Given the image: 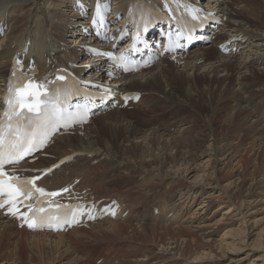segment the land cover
Masks as SVG:
<instances>
[{"label": "bare ground", "instance_id": "6f19581e", "mask_svg": "<svg viewBox=\"0 0 264 264\" xmlns=\"http://www.w3.org/2000/svg\"><path fill=\"white\" fill-rule=\"evenodd\" d=\"M77 1L84 6L80 7ZM92 1L0 0V28L8 26L5 35L0 36V112L3 109L1 93L13 58L21 59L25 68L36 65L40 78L55 77L58 73L69 76L73 98L96 107L94 115L88 124L60 131L48 148L12 169L18 176L44 173L38 182L39 187L48 192L66 188L71 199L91 201L102 207L116 198L114 207L117 215L54 233L20 227L19 222L0 212V257L13 246L9 256L16 264H48L47 261L53 264L56 260L59 262L56 264H62L59 260L69 252L74 242H81L79 236H86L82 228L89 226L93 236L106 235L114 239L110 249L106 248L111 253L104 254V264L122 256L116 251L118 246L125 249L123 254L129 255V259L133 258L130 264H264V168L256 183L246 187L249 164L238 151L246 150V147L254 152L264 150V82L251 80L259 76L257 74L264 76V0H175L177 5L186 8L185 14L189 16H183V20L196 40L190 47L191 53L184 57L188 48L186 41H182V46L173 56L159 54V61L169 63L167 68H160L163 63L156 62L151 69L146 68V74L144 70H133L128 75L110 60L100 61L103 58L100 55L94 59L95 62L88 56L97 48L95 35L90 32V12L84 9L92 6ZM108 1L112 8L110 18L113 19L108 36L112 35L115 40L128 24L133 2L155 7L157 15L164 14V7L168 5L165 0ZM58 6L63 8L61 12L68 13L61 14L55 8ZM144 12L148 16L153 15L150 10L144 9ZM120 14L122 20L116 22L115 17ZM155 20L154 27L162 25L157 21L160 20L158 16ZM215 27L220 32H215L217 35L211 39L210 31ZM147 40L153 45L154 35L150 34ZM67 41L80 43L81 49H72L71 45H66ZM126 41L121 49L128 45L130 39ZM114 42L106 43V46L111 48ZM206 44L202 47L204 51L197 47ZM225 49L229 51V61L224 60L226 56L222 59L224 54L221 52ZM154 52L159 53V49L155 48ZM238 56H243V60L239 61ZM79 61H82L81 66L77 65ZM208 65V73L214 76L233 70L243 76L240 82L234 83L235 86L224 89L228 90L229 103H217L210 116L203 115L205 120L209 119L205 128L196 127L194 121L192 124L178 120L171 125L147 126L139 131L120 115L140 105V110L152 108V101L146 99L145 93L127 87L151 86L154 90L164 77H168L169 88L166 91L170 95L175 94L173 86L177 83L188 86L185 94L191 99L200 97L205 91L222 92L214 87L218 77L210 79L208 73L202 72L198 75V71ZM92 68L96 69L93 76ZM152 68L155 71L151 72ZM248 71L253 77L246 76ZM191 74L195 75L197 84L206 82L202 92L196 93L198 89ZM103 78L106 83L102 82ZM129 92L140 94L127 102L126 94ZM225 107L230 110V119L224 123V131L220 133L214 120L217 110ZM239 115H242L240 119ZM100 119L104 120L103 123L94 127ZM102 127L114 135L124 131L126 136L123 139L129 147L124 145V149H115L108 146L101 150L103 148L97 146V141ZM153 140L159 143L161 152L168 150L169 155L153 154L151 148L156 143ZM137 142L144 143L145 148L140 149L141 152L135 149ZM171 151L176 152L172 154ZM131 157L135 158L134 162L128 160ZM103 164L118 170L125 176L124 182L132 181L134 187L139 188L138 192L127 194L134 200L132 204H126L120 193L111 197L107 190L109 187L96 176V167ZM156 199L159 200L156 202ZM153 201L154 206L150 205ZM138 207L144 211L139 212ZM119 220H124V223H118ZM183 220L186 223L178 227L168 224L175 225ZM135 221L139 227L134 226ZM159 222L166 223L158 228ZM97 226L99 229L95 231L93 228ZM259 226L263 227L255 232ZM73 234H78L79 239L68 240ZM158 243L160 249L153 251V245Z\"/></svg>", "mask_w": 264, "mask_h": 264}, {"label": "rangeland", "instance_id": "374dc122", "mask_svg": "<svg viewBox=\"0 0 264 264\" xmlns=\"http://www.w3.org/2000/svg\"><path fill=\"white\" fill-rule=\"evenodd\" d=\"M55 8L61 14L68 13L66 11H62L61 12L60 10H63V8L61 9L59 6L58 7H55ZM7 29H8V26L0 33V36L1 37H3L5 35ZM215 32L216 33L220 32L219 29H218V27H215L214 29H212L210 31V38L211 39L214 38V36L217 35ZM85 34L87 35V37H90L89 34H87V33H85ZM67 42L68 43H66V45L67 46L68 45H71V48L72 49L73 48H77L78 50L81 49L80 43H78V44H75L74 43L73 44L72 42H69V41H67ZM205 46H207V44L206 45H203V46L199 45L197 47H199L200 50H203L204 51V49L202 47H205ZM214 48H216L215 45H214ZM192 49H194V47H192ZM191 51L192 50L190 48L188 50H186L185 53L183 54L184 57H187L191 53ZM215 51L218 52L217 49ZM223 52H221L222 54H224V56L222 55V59H224L225 56H226V59H224V60L229 61L230 60V58L228 57L229 56L228 55L229 51L227 49H225ZM88 56H89V58H90L91 61H94L95 62L94 59H96V57H98V54L90 53ZM170 56H173V55H170ZM170 56H168V57H170ZM228 58H229V60H228ZM238 59H239V61L243 60V56L242 57L241 56H238ZM104 60H106V59L105 58H102L100 61L103 62ZM158 62L161 63L162 61H159L158 60L157 63ZM162 63L164 65L163 64L160 65V68H162L163 66L165 68H167V65H169V63L168 62H165V60ZM205 63H208V62L206 61ZM88 64H90V63H88ZM88 64H85V65L89 66ZM77 65L81 66L82 65V61L77 62ZM181 65L182 64H180V66ZM148 67L150 68L151 66H148ZM205 67L204 68L202 67V69L199 68L201 71L198 69L199 70L198 71V75H201L202 73L203 74L208 73L207 69L209 68V65L208 66H205ZM146 68L139 69V70H137L135 72H139V71H143L144 70V73L146 74L147 73V72H145ZM203 69H205V70H203ZM91 71H92L91 75L93 76L95 74L96 69L95 68H92ZM153 71H155V70L152 68V71L151 72H153ZM248 72L245 73L246 76L253 77L252 74L250 72L249 73ZM130 73H131V71L126 72V75H128ZM219 73L220 74H218V76H214L212 73H208V77L210 79H214L215 77H218L219 81H218V83H215L214 87L216 89L219 88L220 90H222V92L219 91L217 93H208L207 91H205L206 93L201 94L202 97L200 96V97H195V98H192V99H191V96L185 94V92H186L185 89L188 87L185 84L182 85V84L177 83L176 86H173V89L176 91L175 94L170 95L169 93H167L166 90L169 88V86H167L168 85V82H169L168 77L167 78L164 77V79H161V83L159 85H157L154 90H153V88L151 86L149 88H146V87H143V86L140 87V86H137V85L129 86V87H127L128 89H135L136 88L141 93H145L144 95L146 96V99L152 101V103H151L152 104L151 105L152 108L150 110H148V111L147 110H140L141 109V105H140L138 108L137 107H134V108L132 107V108L128 109L127 111H125L126 114L124 113L123 114L124 116L122 114H120V115L122 117H125L124 119L126 120V123H128V125L132 124V126H134L139 131H141L142 129H146L147 126H148L147 128H149V127L155 128V127H162L164 125H171L172 123H176L175 121H178V120H181V121H184V122H192V124L195 123L196 127L205 128L206 127V124H207V122H208L209 119L206 118V120H205L204 116L205 117L208 116V115L210 116V114L212 113V111L215 109V105L217 103L218 104H225L227 102L229 103L230 99L228 98V90H224V89L226 87L235 86L236 83H238V82L241 81V78L243 76V74L242 75L236 74L234 72V70L231 71V72L230 71L229 72H226L225 71V72H219ZM122 75H125V74H122ZM122 75H120V77ZM191 75L193 77L194 86H196V89H198V90H196V93L202 92V90L205 88V83L206 82L205 83L199 82L197 84L195 82L196 81L195 80V75L194 74H191ZM257 75H259V76H256L255 78H251V80H254V81H260L261 80V81L264 82V76H261V74H257ZM235 76L236 77L238 76V77L236 78ZM120 77L118 79H120ZM165 78H166V80H165ZM231 78H233V79L231 80ZM226 79H227V81H226ZM102 82L106 83L104 78H103ZM170 82H171V79H170ZM103 86H105V85H103ZM222 86H224V87H222ZM182 87H183V89H182ZM179 88L181 89L180 91H179ZM146 89H149V90H146ZM163 89H165V90H163ZM181 92H182V94H181ZM238 96L239 97H242L240 95V93H238ZM204 97H205V99H204ZM207 97L209 99H207ZM188 98L190 99V101H188ZM202 99H203V101H201ZM197 102H198V104H197ZM205 103L207 105H205ZM209 104H210V106H208ZM187 109H189V110H187ZM202 109H204V110H202ZM174 111L176 112V114H175ZM229 115H230V110L227 107L223 108L222 110H217V117L215 118L214 123L216 124V126L219 129L220 133H223V131H224V128H223L224 125H225L224 123H227L226 121L228 119H230V116ZM185 116H187V117H185ZM195 116H197V117L194 118ZM223 117H224V121H223ZM225 117H227V119H225ZM241 117H242V115H239L238 116V119H240ZM103 121H104L103 119H100V120L96 121V123L94 124V127H98L101 123H103ZM193 121H194V123H193ZM196 122H197V124H196ZM198 124H200L201 126L198 125ZM154 125H155V127H154ZM100 135L101 136L98 138V141H97V143H98L97 146L98 147H102L103 149H101V150H105L104 148L105 147H108V146H111V147H114V148L115 147L116 148L118 147L120 149H124L126 147H129V146H126L125 145L126 143H125V141H124L125 139H123V137L126 136V133L124 131H122V130H120L118 133H116L114 135L110 130L105 129V127H102L101 134ZM100 141L102 142V144H101ZM153 141H154L153 143L156 142V140H153ZM111 143H113L116 146H114ZM140 145H142V146H140ZM247 145H250V144H247ZM144 148L145 147H144V143L143 142L142 143L137 142L135 144V149L136 150L138 149L137 151H139V152H141L140 149L142 150ZM159 149H160V146H159V143L157 144V142L155 144H153V147L151 148L152 153L153 154H156V156L157 155L159 156V153L161 152ZM55 150H57V149H55ZM238 151H239V153H242V155H244V157L246 158V160H247V162L249 164L248 165L247 174H246V181H245V186L247 185L246 187H248L250 185V183L251 184H255L256 181H257V179H258V177H260L259 174L262 173V170L264 168V165H263L264 164V154H263L264 153V150L261 152L263 155L260 153V151H261L260 149L254 152L253 150H250L248 147H246V150H238ZM171 152L173 154L176 151H174V152L171 151ZM171 152H170V154H171ZM254 153H256V154H254ZM160 154L161 155L162 154L163 155H169L168 150L162 151ZM252 154H254V155H252ZM128 160L131 161V162H134L135 158H132L131 157V158H128ZM257 164H258L259 168H257L258 167ZM255 168H256L257 171H255ZM260 168H262V169H260ZM236 175H240V173L239 172H236ZM96 176L105 182L106 187H109L107 190H109L111 192L110 193L111 197H116L117 193H120L121 196L124 198L123 200L125 201L126 204L129 205V204H132V202H134V200L130 199L127 196V194H129L131 192H134V193L135 192H138L139 191V188L134 187V185H133L134 182H132V181L124 182L122 179H124L125 176L122 175L118 170H116L114 168L111 169V166L110 165L109 166L106 165V164L99 165V166L96 167ZM119 181H120L121 185H118V186L117 185H113V183H118ZM106 182H107V184H106ZM239 182H241V181H239ZM111 186H112V188H111ZM123 187H125V188L122 189ZM126 189H128V191H125ZM120 190H121V192H120ZM104 194H107V193L104 192ZM115 199H113L111 202L116 201ZM158 200L159 199H156L155 201L157 202ZM155 201L151 202L150 205L153 204V206H154L155 205ZM138 210H139V212H143L144 211V208L140 209L138 207ZM157 211L158 210H156V212ZM163 215L165 216V211H164ZM171 216H170V218H171ZM168 219H169V217H168ZM164 220H166V219H164ZM123 221L124 220H119L118 223H120V224L121 223H124ZM141 223H143V222H141ZM164 223H166V222H159V225L160 224L163 225ZM179 223L174 225L171 222H168V224L170 226L172 225V226H175V227H178L182 223L185 224L186 222H185V220H183L182 222H179ZM139 225L137 224V221L134 222V226L135 227L136 226L139 227ZM161 225L158 226V228L162 227ZM88 227L89 226H87L85 228H82V231L85 232L86 236H79L78 234H73V235H71V236L68 237V240H78L79 237H80L81 242H78V243H75L74 242L71 245L72 248H73V250H72V248H70L69 252L66 253V254H64V256L59 260V261H61L62 264H69V263L70 264H83V263L84 264H104L105 263V255L104 254H110L111 253L110 250H109V252L106 251V248H109L110 249V246H112V244H113V242L111 240H114V239L111 238V237H107L106 235L93 236L92 233H91V230L92 229H90V227L89 228ZM224 227H226V226H224ZM262 227L263 226H259L258 230H256L255 232L260 231ZM93 229H95V231H96V229H99V226H97V227H95ZM130 230L131 229H129V232H130ZM160 231H162V230H160ZM77 236H79V237H77ZM217 238H219V236ZM12 247L4 255H2L0 257V264H16L14 262H11L12 260H10L11 258L9 256V251H11L13 249ZM159 249H160V243L153 245V248H152L153 251H156V250L158 251ZM116 251L120 255H122V256L120 258H113L111 260V262L106 263V264H130V262L132 261L133 258L129 259L130 258L129 255L123 254V252H125V249L122 248V246H118V248H116ZM83 260H84V262H83ZM124 260L126 262H123ZM107 261H109V259ZM86 262H88V263H86ZM34 263L35 262H33L31 264H34ZM47 263L50 264L48 261H47ZM56 263H59L58 260H56L53 264H56ZM37 264H42V263H38L37 262ZM219 264H221V263H219Z\"/></svg>", "mask_w": 264, "mask_h": 264}, {"label": "snow or ice", "instance_id": "6c2138e0", "mask_svg": "<svg viewBox=\"0 0 264 264\" xmlns=\"http://www.w3.org/2000/svg\"><path fill=\"white\" fill-rule=\"evenodd\" d=\"M37 96L35 91H28L27 96L24 91H21L14 106V122L13 116L6 112L4 115L8 117L7 126H0V196L7 197L0 202V207L5 204L11 205L9 211L13 215L18 212V209H15L16 203L22 200H30L35 197L39 201L41 197H56L61 194V192H48L44 188L37 187L36 180L40 177L22 179L19 176H10L4 167L6 164L17 162L36 149L43 147L48 142L51 132L56 130V124L60 119L58 110L55 107L50 108L46 104L42 106V101ZM26 98L32 99L34 102L23 103ZM61 191L66 192L68 189L65 188ZM47 202L50 207L54 204L52 200ZM29 210H33L31 206H29ZM34 211L43 213L45 209L41 207ZM42 220L43 218H41V222ZM26 222L30 228L37 226V222L34 220L29 219Z\"/></svg>", "mask_w": 264, "mask_h": 264}]
</instances>
